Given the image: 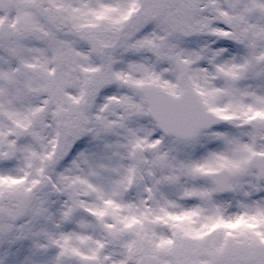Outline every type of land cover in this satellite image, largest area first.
I'll return each mask as SVG.
<instances>
[{"label": "snow or ice", "instance_id": "obj_1", "mask_svg": "<svg viewBox=\"0 0 264 264\" xmlns=\"http://www.w3.org/2000/svg\"><path fill=\"white\" fill-rule=\"evenodd\" d=\"M0 264H264V0H0Z\"/></svg>", "mask_w": 264, "mask_h": 264}]
</instances>
